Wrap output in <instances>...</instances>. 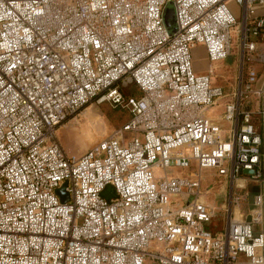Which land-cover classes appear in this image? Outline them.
I'll return each mask as SVG.
<instances>
[{
  "label": "built area",
  "instance_id": "obj_1",
  "mask_svg": "<svg viewBox=\"0 0 264 264\" xmlns=\"http://www.w3.org/2000/svg\"><path fill=\"white\" fill-rule=\"evenodd\" d=\"M229 1L0 0V264H264V81L252 66L264 0H232L240 16ZM234 42L241 67L226 91L192 51L213 63ZM130 84L141 94L126 96ZM94 101L130 117L70 154L59 127ZM194 164L193 176L172 171ZM205 169L231 182L216 232Z\"/></svg>",
  "mask_w": 264,
  "mask_h": 264
},
{
  "label": "rangeland",
  "instance_id": "obj_2",
  "mask_svg": "<svg viewBox=\"0 0 264 264\" xmlns=\"http://www.w3.org/2000/svg\"><path fill=\"white\" fill-rule=\"evenodd\" d=\"M231 7V6H230ZM239 8V7H238ZM234 44H236L234 42ZM238 44V43H237ZM239 45H234L232 53L226 59L213 62L212 76L215 83L222 85L226 91L232 90L236 86L237 73L239 71ZM192 61L194 70L203 73L210 70L211 62L206 50L198 46L192 51ZM197 69H196V68ZM138 92L136 95H140ZM208 114L216 117L217 112L214 110L208 111ZM130 117L128 110L122 106H116L110 102H92L86 107L80 109L74 115L62 123L58 130V136L64 147L70 154L80 155L89 149L94 143L109 136L115 129L122 126ZM129 135V134H128ZM197 166L194 164L188 169H173L172 171L179 175H191L196 172ZM203 184L209 193L207 195L208 203H217L220 211L215 218L209 222L208 229L216 231L222 228V218L224 204L227 200V194L231 187V182L227 177L219 176L215 169H205L203 171ZM252 182H247L250 186ZM246 186V189H247ZM244 190V209L247 210L250 206V192ZM115 191L112 185H107L103 196L110 198L114 196ZM181 203V202H180Z\"/></svg>",
  "mask_w": 264,
  "mask_h": 264
},
{
  "label": "crops",
  "instance_id": "obj_3",
  "mask_svg": "<svg viewBox=\"0 0 264 264\" xmlns=\"http://www.w3.org/2000/svg\"><path fill=\"white\" fill-rule=\"evenodd\" d=\"M229 5L231 6V8L234 10V12L236 13V15H238V16H240L241 14H242V12H241V9H240V7L237 5V3L235 2V1H232V0H230L229 1ZM239 7V8H238ZM257 14H259V15H264V5L263 6H261V7H259L258 9H257ZM236 44H234V45H238L237 43L238 42H235ZM198 46H201V47H203L204 49H205V47L203 46V45H201V44H199V45H197L196 47H198ZM195 47V48H196ZM206 50V49H205ZM239 54H240V58H239V70H240V67H241V63H240V61H241V50H240V47H239ZM252 66H254L256 69H257V71H258V74H259V77H260V79H259V82L261 83V82H263L264 81V43H259L258 44V48H257V51H256V53H255V59L252 61ZM196 68V67H195ZM210 68H212V70H213V65H212V63H211V65H210ZM197 69V68H196ZM203 69H199V70H196V71H202ZM210 71V70H209ZM208 71V72H209ZM204 72H206V71H203V73ZM224 102H225V98H219L218 100H217V102H216V104L214 105V107L212 108V110H214L215 111V113L217 112V116H216V118H220L221 117V115H222V113H223V111H224ZM247 106H249V107H254L255 106V102H251V104H248ZM222 121V120H221ZM222 123H223V125H225V126H227V123L225 122V121H222ZM252 192V191H251ZM253 193V192H252ZM250 205V204H249ZM249 210H250V206L248 207V209L247 210H245L244 209V203H242V207H241V213L242 214H245V216L247 217V215H249ZM215 218V217H214ZM213 218V219H214ZM212 219V220H213ZM211 220V221H212ZM210 221V222H211ZM222 222H223V220H222ZM208 225H209V223L207 224V227H208ZM222 228H223V224H222V226H221ZM222 228H220V229H217L216 231H220V230H222ZM216 231H214V232H216Z\"/></svg>",
  "mask_w": 264,
  "mask_h": 264
},
{
  "label": "water",
  "instance_id": "obj_4",
  "mask_svg": "<svg viewBox=\"0 0 264 264\" xmlns=\"http://www.w3.org/2000/svg\"><path fill=\"white\" fill-rule=\"evenodd\" d=\"M163 18L165 25L170 32V34H173L177 31V22H176V16H175V8L172 2H168L165 6ZM246 173H253V170L246 169L244 170ZM67 182L64 183L62 187H60L57 192L60 195V198L63 202H66L69 200V194L66 190ZM247 221L251 220V215H247L246 217Z\"/></svg>",
  "mask_w": 264,
  "mask_h": 264
},
{
  "label": "trees",
  "instance_id": "obj_5",
  "mask_svg": "<svg viewBox=\"0 0 264 264\" xmlns=\"http://www.w3.org/2000/svg\"><path fill=\"white\" fill-rule=\"evenodd\" d=\"M124 93H125L126 96H129V95H132V94L136 95L138 93V90H137V88H136V86L134 84H130L127 87L124 88ZM251 191L253 193L258 191V185L253 183V184H250V186H247L246 192L252 193Z\"/></svg>",
  "mask_w": 264,
  "mask_h": 264
}]
</instances>
